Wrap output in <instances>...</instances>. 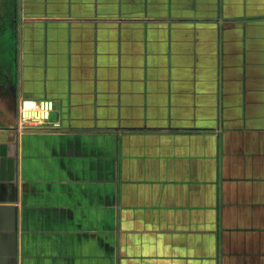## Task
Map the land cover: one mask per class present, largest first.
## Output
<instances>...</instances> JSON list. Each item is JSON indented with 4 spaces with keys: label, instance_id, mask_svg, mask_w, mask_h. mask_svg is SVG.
Here are the masks:
<instances>
[{
    "label": "crops",
    "instance_id": "obj_1",
    "mask_svg": "<svg viewBox=\"0 0 264 264\" xmlns=\"http://www.w3.org/2000/svg\"><path fill=\"white\" fill-rule=\"evenodd\" d=\"M0 36V264H264V0H0Z\"/></svg>",
    "mask_w": 264,
    "mask_h": 264
},
{
    "label": "built area",
    "instance_id": "obj_2",
    "mask_svg": "<svg viewBox=\"0 0 264 264\" xmlns=\"http://www.w3.org/2000/svg\"><path fill=\"white\" fill-rule=\"evenodd\" d=\"M55 111V104L51 100L39 102L24 100L19 108V127H40L50 125L52 114Z\"/></svg>",
    "mask_w": 264,
    "mask_h": 264
},
{
    "label": "rangeland",
    "instance_id": "obj_3",
    "mask_svg": "<svg viewBox=\"0 0 264 264\" xmlns=\"http://www.w3.org/2000/svg\"><path fill=\"white\" fill-rule=\"evenodd\" d=\"M6 32H7V35L5 36L6 37L5 42L7 45V50H6L5 54L8 55V60L10 61L12 59V51H13L12 47L14 45V40H13L14 38H13V33H11L12 30L9 27H8ZM1 59H3V57L0 56V62L5 61V60H1Z\"/></svg>",
    "mask_w": 264,
    "mask_h": 264
}]
</instances>
